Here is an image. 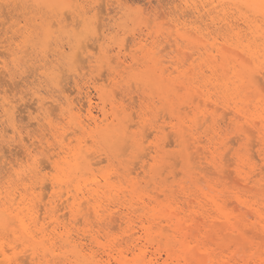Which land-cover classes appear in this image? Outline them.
<instances>
[{
  "label": "bare ground",
  "instance_id": "1",
  "mask_svg": "<svg viewBox=\"0 0 264 264\" xmlns=\"http://www.w3.org/2000/svg\"><path fill=\"white\" fill-rule=\"evenodd\" d=\"M6 1L11 3V0ZM23 1H31L35 6L53 10L56 13L64 9L75 12L78 8L76 0H73L75 2L72 0ZM209 1L211 3L217 2L222 6L223 11H225L226 7L238 11L243 19L242 21L246 24L244 29L248 30L250 37L245 33V35L242 34V30L244 31L242 29L243 27L234 25L235 23H229L226 28L224 27L227 33L223 37L225 41L223 43L218 42L219 33L218 35H211L212 37L209 38L212 32L204 35L206 33L203 30L202 32L200 29H197L195 31L197 34L195 37H192L186 31L179 32L178 30L181 28L176 29V33H170L172 35L170 36L173 37L174 44L179 51V42L181 40L186 41L185 43L188 42L196 50L194 52V58L189 63L190 73H182V79L179 80L181 77L174 78L178 80L177 85L173 87L169 86L170 82L173 81V78H171V70L169 74H166V68L169 65L164 68L160 64L164 59L161 60V55H159L160 59L156 57L157 52L160 53L159 49H157L155 51L156 53L147 52V57L151 65L137 75L139 81L146 85V87L155 88L163 94L164 101L166 102L164 105H167L170 112L174 113V115L176 113L174 99H177L180 103L185 102L189 104L194 112L195 117L192 119L191 126L188 129H186L187 127H180L175 131L182 143V151L180 154L182 164L180 172L182 176L179 181L175 180L177 174H175L173 165L174 168L177 167V163L180 160L175 161L178 159L177 155H175V160L174 157L170 156V159L173 158L174 164L167 163L166 169H164L165 171L163 169L162 171L158 170L154 165L149 167L151 171L150 180L153 184L152 190H148L147 188L143 189L142 185L140 186L141 183L137 182L138 180L127 179L133 173L129 171V167H126L128 171L123 168V172L119 171L115 175L118 179H124V184H117V182L111 181V173L109 172L102 174L103 182H101L96 177L98 174L95 176L92 172V164L94 163L92 161L96 162L97 159L92 160L90 158L88 152L89 147L87 146L88 149H84L83 141L80 140L82 137L76 146L71 145V140L65 143L64 141L66 140L64 138L68 135V132L64 130L66 126L62 125V127H59L49 122L48 130L53 140L50 141L51 139H47L43 141V138L38 139L39 144H33L35 145L34 148H30V145L28 146L25 142L27 138H24L25 135L22 136V132L16 126L17 123L14 117L16 112L14 113L13 105L8 100H3L1 103L2 114L0 116L4 118L3 120L5 122H9L15 134L8 136L3 129L0 130V143L8 147L13 143H17L14 146L20 147L23 150V154H21L25 160L22 159L23 161L20 160L21 162L17 160L18 164L16 166L11 164L16 161L17 156L14 159L15 161L3 164L4 168L0 166V171H3L1 169H5V172L7 170L6 173L8 174L7 179L5 177V185L0 186V264H264V95L262 93L264 87L261 89V85L264 84V79L263 81H259L262 78L258 76L259 73H262L264 77V0ZM188 2L190 3V1ZM1 4L2 2H0L1 9H4V6ZM16 4L13 3L11 6ZM204 5L202 6L204 7ZM16 7L14 8L15 10L17 9ZM199 9L198 7H194L192 14L200 19L202 11ZM205 10L203 9V11ZM227 10L226 12H228ZM209 12L210 10L207 13L208 15ZM3 13L6 14L7 12ZM61 13L63 14V12ZM94 14L98 17L97 14L99 13ZM65 16L67 17V15ZM80 16L84 22L83 28L85 33H92L95 36L96 31L100 35L99 27H95L96 23L93 26L95 27V31H93L92 27H90L92 26L90 21H87L81 14H79ZM2 17L4 16L2 15ZM93 21L95 20L93 19ZM180 23L177 22L175 27L178 28ZM53 25L52 27L55 28L56 24ZM72 26L75 28L77 25ZM189 27L193 28L192 26ZM39 29H41L43 38L48 43L52 37L50 30L47 27H39ZM75 29L71 31L70 36L73 37L75 42H78L82 38L80 33L77 32V27ZM86 38L88 40V35ZM83 40L80 41V44L81 42L83 44ZM124 40L126 41V38ZM168 40L170 41L171 39ZM188 43L186 45L189 46ZM27 44L29 43H26V47ZM82 44L77 47L74 45L76 47L74 51L75 55L77 53L81 54L79 48L82 50L86 47ZM7 45L5 46L7 47ZM49 45L47 44L46 46L51 48ZM57 46L59 45L57 44ZM157 46L156 44L155 47ZM11 47L12 44L8 49L10 50ZM24 50L26 51V49ZM2 51L0 50V52ZM22 51L20 50L19 52ZM27 54L29 55L28 52ZM74 58L78 59L79 57ZM177 59L181 60L180 63L188 60L183 62V59ZM42 60L43 58L40 61ZM6 62L5 60H0V74L6 73L7 76L4 75L5 77L9 75L12 78L15 73H12L8 67V62ZM36 62H38V59ZM71 62H74V60H71ZM21 63L19 62V65ZM76 63L75 60L74 64ZM176 63L178 62L174 64ZM43 66L46 68L45 64ZM180 67L178 65L174 69ZM208 71L210 74L207 75L206 72ZM173 72L174 70L172 69ZM112 73H114L113 70ZM186 73L188 74L186 75ZM0 78H2L1 75ZM52 81L55 80L52 79ZM60 81L61 79L58 83ZM76 87L78 93L80 95L83 94V100L80 98L78 104H76L77 102L69 103L67 116L64 120H67L66 123L74 131L80 132L82 136L91 138L92 142L104 151L103 153H105L106 158L111 161L117 159L119 163L123 164L125 161L123 160L121 162L120 154L124 153L121 151L123 149L127 151L129 144L135 150H139L141 145L139 142L141 139L138 140L135 134L129 133L131 118H134V115L131 117L133 113L130 114L125 110L119 109L108 98L111 105V121H109L110 116L106 102L108 100V94L101 87H98V85L94 86L99 99L96 106L99 108V113L101 114L99 116L94 113V108L96 107L93 105L95 102L93 100L94 96H91V92L85 91L84 86L76 84ZM180 90L182 91L181 93ZM41 97H38L37 100L39 107L44 109L45 102L42 99L43 97ZM151 97L154 96L151 95ZM146 100L148 101V99ZM183 107L182 105V109ZM218 108L223 110L222 114L224 113V115L220 114V117H225L227 115L226 113L231 114L229 117L230 124L234 126V129L239 135L237 136V138L239 137V148L232 152L229 158L231 160L229 162L230 164L225 163L227 162L224 160L226 152L222 154L219 149L221 146H217V136L224 130L222 127L224 121L222 119H227L223 117L221 119L218 116ZM166 109L163 108V110ZM160 111L162 112L161 108ZM160 111L156 116H158ZM208 116L215 123L213 124L212 122V128L210 127L211 121H209L210 118L208 120ZM217 116L222 121V126L220 123L217 124ZM200 119L203 122H200ZM205 121H208L207 123L210 122V125L208 124L209 127L207 129L200 131V127L205 124ZM134 122L133 125H135ZM143 126L145 128V124ZM149 128L147 129L149 130ZM163 130L165 132L164 127ZM143 131V134L140 135L145 138L147 134L144 129ZM172 135L170 132V136ZM252 135H255V140L251 139ZM168 136L169 134L166 138ZM187 136L193 139V144L191 142L187 143ZM229 138L228 141L231 140ZM235 142L237 143V139ZM251 142H254V144ZM142 143L144 142L142 141ZM223 145H225V142ZM250 145L251 148L254 146L257 147L256 152L261 160V166H259L260 169L257 172V165L252 161L253 157L255 159V156H253L255 153L251 155L252 149L250 150ZM231 146H233V143ZM231 146L226 147L228 149L227 152L230 149L232 150ZM3 148L5 147H2L1 150ZM242 148H244V152H242ZM143 149L146 150L147 147L145 149L143 146ZM91 152L94 153L90 151V154ZM144 152L146 153V151H140L143 156L141 154L139 156L144 157ZM199 154L201 156L203 154V156L200 157ZM39 155L42 158H46L47 162L44 161L45 158L42 159V162L47 163V166H50L54 171L51 177L46 174H41L43 168L40 169V164L42 163L39 162L41 159ZM135 156L134 160L138 159L137 162H141V157L137 154ZM165 158L169 157L166 156ZM153 159L155 161V158ZM32 160L35 162L33 163ZM37 160L39 165L36 162ZM102 160L101 162L105 161V159L104 161ZM2 161L4 162V160ZM127 162L129 163L130 160H127ZM147 162L143 160L140 167L147 170L148 168L145 169ZM202 162H205L208 167L212 168V172L211 170L206 171V168L201 166ZM134 164L136 165L137 163L131 165ZM135 167L138 168L137 165ZM146 172L148 174V171ZM47 181H49L51 187V194L47 202L42 203L44 199L42 195L45 193L43 194L40 191L39 194L35 195V192L29 191L36 190L34 188L36 184L37 188L38 184L43 185L44 188V184ZM147 187H150V185ZM40 190L43 191L42 188ZM161 196L163 197L161 198ZM37 203H42L41 206L43 208ZM38 206L39 209H37ZM40 208L43 209L42 211L45 215L41 220L39 215ZM63 210L65 212L67 210L69 214L67 221H64L61 218L62 216L58 214V212ZM65 212L61 213L63 217H66L64 216L66 215ZM79 222L83 223V228L78 226ZM46 223L52 226L50 230L47 229ZM116 225L120 230L118 231L119 233H116V231L113 232Z\"/></svg>",
  "mask_w": 264,
  "mask_h": 264
},
{
  "label": "rangeland",
  "instance_id": "2",
  "mask_svg": "<svg viewBox=\"0 0 264 264\" xmlns=\"http://www.w3.org/2000/svg\"><path fill=\"white\" fill-rule=\"evenodd\" d=\"M188 1H190V3ZM0 2H2L1 5L4 6V9H1L2 7L0 6V14H1L0 15V21L2 20L0 22V33L3 34V35L0 34V37H1L0 42L2 40H4V41L6 40V42L3 41L2 43H0V47H1L0 50L2 51L5 48L2 52H0L2 54V55L0 54L1 55L0 60L7 61L8 63L7 62L6 63L9 65L8 67L11 69L12 73H15L14 75H16V76L13 75V77L11 78V77H9V75H8V77H5V76H7L6 73L0 74L2 76V78L4 77V79L0 78L1 79L0 80V91H1V93H0V115L2 114L1 103L3 102L4 99H6L9 102H11V104L13 105L14 113L16 112L15 113L16 115H14L15 121L17 123L16 126L19 127V131L22 132V136L25 135L24 138L25 139L27 138L25 140V142L27 143L28 146L30 145V148L31 147L34 148L35 145L39 144L37 141L38 139L43 138V141H45L47 139H49V140L51 139L50 141L53 140L51 135L49 134V130H48V123L51 122L53 125H57L59 127H62V125L66 126V128L64 127L65 128L64 130H66L65 132H68V135H66L64 138L66 140V141H64L65 143H68L71 140V142H72L71 145L76 146L79 142V139L81 137L84 138V139H82V138L80 139L83 141L82 144L84 145V149H88L87 148V146H88L89 147L88 152H89L90 158L92 160L97 159L96 162L91 160L92 163L93 162L95 163V164L93 163L94 166L92 164V167H93L92 172L95 176L98 174L96 177L98 179H100L101 182H103L102 174L109 172V173H111V181L117 182V184H120V183L124 184V179H118L115 175L119 171L123 172L124 169L127 170L126 167H129L128 168L129 171H132L133 173H131L127 179H134L136 181L138 180L137 182L141 183L140 186L142 185L143 189L147 188L148 190H152L153 184H152V181L150 180L151 171H150L149 167L151 165H154L156 168H158V170L162 171V169L163 170L166 169L167 163L174 164V160L176 159L175 155H177V157H178V159L175 161L180 160V162L178 161L179 164L176 162L178 165L177 167L174 168V165H173V169L175 171V174H177L175 180H177V181L180 180V178L182 176V174L180 172L181 165H182L181 164V157H180V154L182 151V145H181L182 143L180 141V138L175 133V131L180 127H183V128L187 127L186 129H188V127H190L192 124V119H194V117H195L194 112L192 111V108L190 107L189 104H187L185 102L180 103V101H178L177 99H174V101H175L174 106L176 105L175 106L176 113L174 115V113L170 112V110L168 109V106L164 105V103L166 104V102L164 101L163 94L155 88L146 87V85H144L142 82L139 81V79L137 78V75L142 73L145 69L148 68L149 65H151V62H149V58L147 57V52L154 53L155 51H157V49H159L160 53L157 52L156 57H158L160 59L159 55H161V60L164 59L163 62H165V60H167L165 63L161 62L160 64L163 65L164 68L169 65V67L166 68V70H167L166 74H169L170 70H171V78H173V81L175 80L174 78L177 79V77H181V78H179V80L182 79V73H185V72L190 73L189 72L190 71L189 70V63L192 60V58H194V56H195L194 52L196 50L188 42L187 43L189 44V46L186 45L187 44V43H185L186 41L181 40L179 42V45H180V51H179L177 46L174 44L175 41L173 40V37H171L172 36L171 34H175L176 29L181 28L180 30H178L179 32L186 31L188 33V35L190 34L192 37H195V35L197 34L195 31L197 29H200L201 31L203 30L204 33H206V34L203 33L204 35H207V33L210 34L212 32V34L209 35V38L212 37L213 35H218V33H219L218 42L223 43V42H225L223 40V37L227 33V32H225V30H226L225 28L227 27V24L235 23L234 25H239L241 28L243 27L242 29H244L246 27L245 26L246 24L244 23V21H242L243 19L241 18L240 13L238 11L231 10L227 7L225 8V11H223L222 6H220L217 2L211 3L209 0L201 1V2L199 0H90V1L89 0H76V4L78 5L77 10L75 12H72V11H69L67 9H64L61 11V12H63V14L61 12L56 13L53 10H49V9H46L43 7L35 6L31 1H25L24 2L23 0L22 1L21 0H16V1L11 0V3H10L9 1H6V0H0ZM73 2H75V1H73ZM13 3L14 4L17 3V4L11 6ZM5 4H6V6H5ZM202 5H204V7ZM20 6H22V7H20ZM216 6H218V7H216ZM15 7L17 8L16 10L14 9ZM194 7H198V8H200L199 10L202 11L200 19L193 16L192 11H193ZM202 8L204 10L206 8V10L203 11ZM207 10L208 11L210 10V12H211V13L209 12V15L207 14L208 13ZM226 10L229 13L226 12ZM79 11H81V12L79 13ZM3 12H7L6 13L7 15ZM203 12H205V13H203ZM94 13H99V14H97L98 17ZM226 13H227V15H226ZM9 14H11V15H9ZM13 14H15V15H13ZM64 14L67 15V17L69 19ZM79 14L84 16L87 19V21H90V23L92 25L90 27H92L93 31H95V27H99L100 35H98V32L96 33V31H95V36L92 33H89V34L85 33L84 28H83L84 22H83V20H81V16L79 17ZM2 15L4 17H2ZM8 15H9V17H8ZM142 15H143V17L141 18ZM226 16H227V18H225ZM246 16H248V15L246 14ZM100 17H101V19H100ZM95 18H97V19H95ZM93 19L97 22L93 21ZM79 20H80V22H79ZM235 20H237V21H235ZM3 21H5V22L7 21V22L5 23ZM190 21H192V22H190ZM75 22H76V24H75ZM177 22H179V23L181 22L179 24L178 28L175 27ZM16 24H17V26H15ZM49 24H50V27H49ZM53 24H56L55 28L52 27ZM62 24H63V26H61ZM94 24H95V27H93ZM72 25H74V26L77 25V26H75V28L77 27V30H78L77 32L80 33V36L82 38L81 40L85 39V37H87V35H88V40L86 38L85 40H83V44L81 42L82 45L86 46V47H84L85 50H84V48L82 50H81V48H79L80 49L79 52H81V54L77 53L78 50L76 52L77 54L76 55L74 54V51L76 50L75 48L78 45L79 46L81 45L80 44L81 40H79L78 42H75L73 37L70 36L71 31L75 29ZM181 26H183V27H181ZM189 26H192L194 29L189 27ZM39 27H47L50 30L51 36H52V37L50 36L52 39L51 38L49 39V42L51 43L50 45H49V42L47 43V41H45V39L43 38L41 29H39ZM2 29H4V30H2ZM187 30H189V31H187ZM75 31H76V29H75ZM13 33L16 35H14ZM19 33H21V34H19ZM38 33H40V34H38ZM149 33H151V34H149ZM241 33L242 34L245 33L248 35V30L244 29V31L242 30ZM153 34H155V35H153ZM7 35L8 36L10 35V37H9L10 39L8 38ZM13 35L17 36V37H14ZM83 35L85 36L84 38H83ZM156 35H157V37H155ZM221 35H223V36H221ZM18 36H20V37H18ZM68 37H69V40H68ZM94 37H95V39H93ZM99 37H100V39H98ZM248 37H250V35H248ZM125 38H126V41L124 40ZM160 39H162V40L159 41ZM168 39H171V40L169 41ZM11 41H13V42H11ZM84 41H85V44H84ZM172 41H173V43H172ZM258 42H260V41H258ZM26 43H29V44H27V47H26ZM86 43H87V45H86ZM124 43H126V44H124ZM6 44H8L7 47L5 46ZM11 44H12V47L9 50L8 48H9V46H11ZM47 44L49 46H51V48L50 47L48 48L46 46ZM57 44L59 46H57ZM156 44L158 45L157 47H155ZM1 45L3 46V48ZM124 45H125V49H124ZM143 45H144V48H143ZM171 45L174 47H172ZM20 46H21V48H20ZM22 46H23V48H22ZM119 47H120V49H119ZM13 48H14V50H13ZM142 48L145 50H143ZM24 49H26V51L29 53V55L27 54V52ZM49 49H50V51H49ZM15 50H17L18 52L20 50H23L25 52L23 53V51H22V52H19L20 53L19 54ZM192 50H193V53H192ZM185 51H186V53H185ZM13 52H14V54H13ZM184 55L186 58L189 55L190 58L189 57H188L189 59L187 58L189 61L184 57ZM7 56H8V58H7ZM77 56L79 57L78 59L74 58ZM179 56H181V57H179ZM20 57H22V58H20ZM116 57H118V58H116ZM42 58H43V60L40 61ZM70 58H74V59H70ZM177 58L183 59V62L185 60H187V61H185L184 63H180L181 60H179ZM37 59H38V62H36ZM96 59L99 61H97ZM111 59H113V60H111ZM122 59H124V60L126 59V60L124 61ZM71 60H74V62L76 60L77 63L74 64V62H71ZM110 60H111V63H110ZM168 60H170L171 62ZM176 60H178V61H176ZM18 61L20 63L22 61V63L19 65ZM174 61L178 62V63L174 64L175 63ZM100 63H102V64H100ZM15 64H16V66H15ZM44 64L46 65V68L47 67L49 68V70H48V68L46 69L45 66H43ZM103 64H104V66H103ZM180 64H181L182 68L180 67ZM178 65L180 68L174 69V67H176ZM16 68L18 69V72H17ZM172 69L174 70L173 73H172ZM196 69L199 70V68H197V67H196ZM112 70L114 73H112ZM188 73H186V75ZM206 74L208 75V74H210V72L208 71V72H206ZM52 75H54V76L52 77ZM261 75H262V73H259V75H258V76H260L259 78H262L259 81H263V79H264L263 75L262 76ZM56 77H57V79H56ZM5 78H7V79L5 80ZM114 78H115V80H114ZM52 79L55 81H52ZM60 79H61V81H60V83H58ZM138 81H139V83H138ZM173 81L170 82L169 86L173 87L174 85L175 86L177 85L178 80H175L174 83H173ZM76 84H78L79 86H84L85 91L91 92V96L92 97L94 96L93 100L95 103L93 105L95 107L97 106L99 99H98V95L95 91L94 86L98 85V87H101L108 94L107 99L110 98L114 102L115 106H117L121 110H125L126 112H129L130 114L133 113L131 117H133V115H134V118H131V123L129 125V127H130L129 133L135 134V136L137 137L136 139H138V140L141 139V141L139 140L141 145H140L139 150H135L133 147H131V144H129L128 149L126 147L127 151L125 149H123V151L125 150L126 153L120 150L122 153H124V154H120V160L122 159L121 162H123V160L125 161L123 163L124 165L122 163H119V161L117 159L116 160L114 159L113 161H111L108 158H106L105 157L106 155H104L105 153H103L104 151L101 148H100L101 149L100 150L98 148L99 146H97L95 143H93L91 138H89L87 136H82L80 134V132L74 131L73 128L69 124L66 123L67 120H64L67 116V110L69 109V103L70 102H75V103L77 102L76 104H78L80 98L81 99L83 98V94L80 95V93H78ZM261 86H262L261 89H263L264 84ZM152 90H153V92H152ZM117 91H118V94H117ZM181 92L182 91L180 90V93ZM262 93L264 95V91ZM116 95H117V98H116ZM151 95H153L154 97H151ZM38 97H41L42 99H44V102H45L44 109H41L39 107V103L37 100ZM149 97H151V98H149ZM144 98L148 99V101ZM106 102H107V110H108L109 116H110L109 121H111V115H110L111 114V105H110L109 99L106 100ZM182 105L184 106L183 109H182ZM186 105H187V108H186ZM129 107H130V109H129ZM160 108L162 109V112L160 111ZM163 108H167V109L163 110ZM127 109H129V110H127ZM157 109H158V111H157ZM180 109H181V111H179ZM63 110H64V112H63ZM159 111H160V113L158 114V116H156ZM222 111H223L222 109L218 110L217 113H218L219 117L221 116L220 114H222ZM177 112H179V113H177ZM94 113L101 116V114L99 113L98 107L94 108ZM181 113H183V114H181ZM226 114L227 115L225 117L222 116L224 119L227 118L226 120H223L222 117H220L222 119V121L225 122V123L223 122V124L225 126L224 125L222 126V121L217 116V119H216L217 124L220 123L224 130H223V132H221V134L219 136H217L218 138L217 137L216 138L218 139L217 143L219 144V145L217 144V146H221V147H219L220 152L222 154H224V152H226L225 154L228 156L227 157L225 155V157H224V160L227 161L225 163L230 164L229 162L231 160L229 158L231 157L232 152H234L235 149L239 148V142H238L239 137L237 138V136H239V135H238L237 131L234 129V126L232 124H230L229 117L231 116V114H229V113H226ZM222 115H224V113ZM209 118H210V120H209ZM3 119L4 118H2L0 116V130L3 129V131H5V134L8 136L14 135L15 133H14L12 127L9 125V122H7V121L5 122ZM208 120L211 121V125L209 124L210 122L207 123L208 121L207 122L205 121L204 125H201V127L199 126L200 131L207 129L209 127V125L211 128L213 127V124H215V123L212 120V118L208 116ZM133 122L135 123V125H133ZM140 122L141 123L144 122V123L141 124ZM200 122H203V120L200 119ZM212 122H213V124H212ZM131 124H132V126H131ZM144 124H145V128L143 126ZM69 126H70V128H68ZM146 126H147V128L150 127L149 130L146 128ZM163 127L165 129V132L163 130ZM226 128H228V129H226ZM143 129L145 130V133L147 134V136H145L146 134L144 133L145 138L142 137V135H140V134H143V132H144ZM70 131H74L76 134L74 132H70ZM152 131H154V132H152ZM170 132H171V134H173L172 135L173 137L170 136ZM44 133H45V135H44ZM65 134H67V133H65ZM164 134H165V136H164ZM168 134H169V136H168V138H166V136ZM43 135H44V137H43ZM176 137H177V139H176ZM189 137L190 136L186 137V139L188 140L187 143L191 142V144H193V139L190 137L191 140L189 141V139H190ZM229 137H231V138H229ZM223 138H225V139H223ZM228 138L231 140L228 141ZM86 139H88V140H86ZM236 139H237V143L235 142ZM251 139L255 140V135H252ZM142 141L144 143H142ZM251 141H253V140H251ZM224 142H225V145L227 144V142H228V144L226 146L225 145L222 146V144H224ZM231 142L233 143V146H231L232 145ZM229 143H231V144H229ZM251 143L254 144V142H251ZM15 144H17V143H13L12 144L13 146L11 145L10 147H8L7 145H4V144L1 145V143H0V150L2 147H5L0 151V155L2 154L0 156V166H2V168H4L3 164H6L8 162L11 163V161L13 162L16 160L15 162L11 163V164L16 166L18 164V161H20L22 159L25 160L23 155H22L23 150H21L20 147L19 148L17 146L15 147L14 146ZM33 144H35V145H33ZM255 144H256V141H255ZM143 146L145 149L147 147V149L144 150ZM227 146H231L232 150L230 149V151L227 152V150H228ZM10 148L13 150H11ZM221 148H222V150H221ZM7 149L10 152H8ZM242 149H243L242 152H244V148H242ZM251 149H252V152L249 151V152H251V155H252V153H255V154H253V156H255V159L257 156V159H258V160L257 159L255 160L254 157L252 158V161L255 163V165H257L256 166V168H257L256 172H257L260 169L259 166H261V160L258 157L257 152H256L257 147L254 146L251 148V145H250V150ZM18 151H19V153H18ZM90 151H93L94 153L91 152V154H90ZM140 151L141 152L146 151V153L144 152V154H145L144 157L139 156V154H141ZM136 154L139 157H141V159H140L141 162H137L138 159L134 160V156ZM122 155H124V156H122ZM141 155L143 156V154H141ZM130 156H132V157H130ZM166 156L169 158H165ZM170 156L174 157V160H173V158L170 159ZM196 156H198V155H196ZM199 156L202 157L203 154H202V156L199 154ZM37 158H39V157H37ZM40 158L41 159L39 162L42 163V164H40V169L43 168V170H41V172H42L41 174H46V175L51 177L53 175L54 171L51 169L50 166L49 167L47 166L48 165L47 163H43L44 161L47 162L45 157L42 158L40 156ZM102 158H103V160H102ZM153 158H155V161ZM42 159H44L43 162H42ZM98 159L100 160V163H99ZM104 159H105V161H104ZM2 160H4V162ZM101 160L104 162H101ZM127 160H130V162L128 163ZM132 160H133V162L131 163ZM143 160L146 162L148 161L147 166L145 168V169L148 168L147 170H144V168L140 167ZM32 162H33V160H32ZM36 162H38V160ZM39 162H38V165H39ZM14 163H16V164H14ZM133 163H137L136 165L138 168H136V167L134 168V166H136V165L135 164L131 165ZM160 165H162V166H160ZM201 166L206 168V171L211 170V172H212V168L208 167V165L205 162H202ZM7 167H9V165H7ZM95 167H96V169H95ZM130 168H134L135 170L130 169ZM231 168H232V166H231ZM1 170H3V171H0V186H4L5 181H6L5 177L7 179L8 174L6 173L7 170H6V172H5V169H1ZM95 170H96V172H95ZM146 171H148V174ZM112 176H113V178H112ZM47 182H48V184H47ZM47 182H45L44 188H43V185H41V184H38V188H37V184H36V186L34 185V188H36V190L33 189V190L29 191V192H33V193L35 192V195L39 194L40 191H41V193L43 192V194L45 193L44 195H42L44 198L42 203L47 202V199H49L50 194H51V187H50L49 181H47ZM149 183H151V184H149ZM45 185H47V187H45ZM148 185H150V187H147ZM39 188L40 189L42 188L43 191L40 190ZM162 197L163 196H161V198ZM42 203L41 204L37 203V204L40 207H42L41 206ZM39 206L37 209H39ZM42 210L43 209H41L39 212L40 220L43 219V216H45ZM64 212L65 211L63 210L61 212H58V214H60L62 216L61 218H63L64 221H67L69 218V214L66 210L67 213L65 212L66 215H64L66 217H63V215L61 213H64ZM25 213H26V211H25ZM67 216H68V218H67ZM79 223H78V226L80 228H83L84 227L83 223L82 222H79ZM46 226L48 227L47 228L48 230H50L52 227V226H49L48 223H46ZM115 231H116V233H119L118 231H120L117 225H116V228L113 230V232H115Z\"/></svg>",
  "mask_w": 264,
  "mask_h": 264
}]
</instances>
